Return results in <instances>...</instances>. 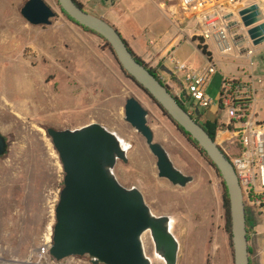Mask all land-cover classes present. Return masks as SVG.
Returning a JSON list of instances; mask_svg holds the SVG:
<instances>
[{"label": "rangeland", "instance_id": "374dc122", "mask_svg": "<svg viewBox=\"0 0 264 264\" xmlns=\"http://www.w3.org/2000/svg\"><path fill=\"white\" fill-rule=\"evenodd\" d=\"M26 1L0 0V133L9 143L7 156L0 159V264H52L49 255L38 257L37 251L52 232L64 173L45 129L73 130L89 124L105 127L130 145L127 163L117 162L114 175L123 187L138 189L154 215L175 219L177 264H233L223 182L209 162L122 72L99 35L70 21L57 0H43L55 13L51 24L31 26L20 15ZM76 1L97 17L111 6L103 0ZM129 3L154 21L163 18L155 7L176 5V0ZM207 45L222 65L249 68L248 62L231 54L227 59L218 57L212 44ZM195 58L204 59L200 53ZM252 60L256 73L264 74V44L254 46ZM215 66L218 72L206 90L212 105L198 110L205 121L225 123L226 113L219 108L220 64ZM165 69L172 76L160 71L161 77L167 82L177 80L188 94L184 75L174 65ZM131 97L147 111L154 142L165 149L175 168L192 177L186 187H174L158 177L156 159L124 120L125 101ZM262 97L264 93L258 94ZM257 114L264 123L262 101ZM246 214L250 264H264V221L248 207ZM143 247L152 264H164L154 255L149 233ZM63 263L91 264L87 256Z\"/></svg>", "mask_w": 264, "mask_h": 264}, {"label": "water", "instance_id": "95a60500", "mask_svg": "<svg viewBox=\"0 0 264 264\" xmlns=\"http://www.w3.org/2000/svg\"><path fill=\"white\" fill-rule=\"evenodd\" d=\"M103 1L113 5L115 0ZM57 2L72 21L107 42L123 73L205 153L226 189L233 264H250L246 206L228 157L202 125L184 110L173 92L136 59L113 25L86 12L76 0ZM20 15L35 27L49 26L55 17L43 0H27ZM238 16L252 45L264 44V10L254 3L241 9ZM162 71L172 76L166 69ZM147 115L134 97L126 99L124 120L144 139L156 159L158 177L174 187H186L192 182V177L175 168L165 149L154 142ZM45 134L58 154L64 173L48 253L54 261L87 256L91 264H152L142 242V236L148 232L154 255L164 264H177L179 242L172 233L170 217L154 215L141 192L136 188L123 187L114 175L117 162L127 163L126 149L116 134L99 124L73 130L47 128ZM8 151L9 143L0 133V159L6 157Z\"/></svg>", "mask_w": 264, "mask_h": 264}, {"label": "built area", "instance_id": "2783aa9c", "mask_svg": "<svg viewBox=\"0 0 264 264\" xmlns=\"http://www.w3.org/2000/svg\"><path fill=\"white\" fill-rule=\"evenodd\" d=\"M231 2L237 0H176V11L171 17L181 30L185 28V21L195 20L197 34L193 40L200 46L206 48L210 42L219 54H232L248 62L249 69H241L239 76L224 79L222 83L219 108L226 113L228 123L217 132L214 142L234 168L245 206L264 221V123L257 120L254 110L258 88L264 89V74L254 69V46L238 13L229 11ZM208 59L204 69L195 70L170 58L175 69L184 75L189 88L188 94H173L192 117L194 111L212 105L206 88L217 67ZM152 72L162 82V77ZM187 103L191 104L192 111L186 108ZM50 246L51 233L37 251L38 257L48 256ZM63 261L52 260V264H64Z\"/></svg>", "mask_w": 264, "mask_h": 264}, {"label": "crops", "instance_id": "0c3cea01", "mask_svg": "<svg viewBox=\"0 0 264 264\" xmlns=\"http://www.w3.org/2000/svg\"><path fill=\"white\" fill-rule=\"evenodd\" d=\"M129 1L130 0H120V4H110V9L105 11L102 10L103 15H101L100 17H102L105 21H107L117 29L135 57L138 58L151 71H155L160 75V71H162V69H165L166 66L174 65L170 61L171 57L175 58L179 63L190 66L192 69L202 70L207 66V63L209 61L208 58H210V60L214 64H220V74L222 81H224V79L239 76L241 74V69L244 68L228 67V65H222L220 61L215 60L213 52L209 50L208 45H206V50L210 54V56H205L201 52V50L198 48V46H200L199 42L193 40L197 34V24L195 20L191 19L185 21V28L181 30L172 19L171 16L176 11V5L168 3L160 5L161 7H155L156 10L159 11L160 15L163 16V18L150 21L149 18L139 10V8L141 7H131ZM238 1L239 0H237V2ZM245 1L246 4L244 5L237 2H231L228 5L229 11L236 14L241 9L248 7L254 3L259 5L261 10H264V0ZM127 22H132L131 28L127 27ZM212 47L218 57L227 59L228 55L223 56L219 54L213 44ZM199 53L204 59L195 58V56ZM232 57L236 59L234 55H232ZM213 76L211 77V79L213 78ZM168 83L175 93L182 95L185 94V90H183V87L177 85L179 84L177 80L174 79L172 82L169 81ZM258 89V94L264 93V89H261L260 87ZM260 101L264 102V97L258 98L257 95V102L254 105L256 114L257 104ZM257 120L260 121L258 119V114ZM227 123L228 121H226L225 123L218 122V124L221 126V129Z\"/></svg>", "mask_w": 264, "mask_h": 264}, {"label": "trees", "instance_id": "16d2710c", "mask_svg": "<svg viewBox=\"0 0 264 264\" xmlns=\"http://www.w3.org/2000/svg\"><path fill=\"white\" fill-rule=\"evenodd\" d=\"M76 3L81 7V4H79L77 1ZM67 16V15H66ZM67 18L72 21L68 16ZM74 22V21H72ZM75 23V22H74ZM78 25V24H77ZM86 29V28H85ZM88 30V29H87ZM90 31V30H89ZM92 32V31H91ZM94 33V32H93ZM105 43L107 44V42L105 41ZM107 46L110 49V46L107 44ZM198 48L201 50V52L205 55V56H210V54L207 52L205 47L202 46H198ZM130 50V48H129ZM111 51V49H110ZM131 51V50H130ZM112 53V51H111ZM139 62H141L138 58H136ZM142 63V62H141ZM143 64V63H142ZM123 72V71H122ZM152 72V71H151ZM153 73V72H152ZM125 74V73H124ZM154 74V73H153ZM126 75V74H125ZM128 76V75H127ZM134 82V81H132ZM135 83V82H134ZM136 84V83H135ZM142 91V90H141ZM146 94V93H145ZM154 103V101H152ZM155 104V103H154ZM156 105V104H155ZM160 110V109H159ZM161 111V110H160ZM162 112V111H161ZM166 117L167 115L162 112ZM168 118V117H167ZM175 125V124H174ZM202 127L205 129V131L208 133V135L214 140L215 136L217 134V132L221 129V126L218 124V122H209V121H205L203 124H201ZM176 126V125H175ZM181 133L185 136V138L205 157V159L209 162L210 166L216 171V173L218 174V176L220 177L218 171L215 169V167L212 165V163L209 161V159L206 157L205 153L200 150V148L197 146V144L190 138V136L188 134H186L181 128H179L178 126H176ZM221 179V178H220ZM224 187V193H223V208H224V212H225V222H226V232L229 236L230 239V243H231V238H230V231H231V226H230V214H229V202H228V198H227V193H226V189L225 186L223 184ZM249 221V218L246 214V228H247V222ZM248 232V231H247ZM232 248V247H231ZM249 251V250H248Z\"/></svg>", "mask_w": 264, "mask_h": 264}, {"label": "bare ground", "instance_id": "6f19581e", "mask_svg": "<svg viewBox=\"0 0 264 264\" xmlns=\"http://www.w3.org/2000/svg\"><path fill=\"white\" fill-rule=\"evenodd\" d=\"M3 62V61H2ZM46 91V90H45ZM2 100V99H1ZM32 100V99H31ZM36 100V99H35ZM60 102V101H59ZM6 103V102H5ZM2 104V103H1ZM26 104V103H25ZM29 105V103H28ZM34 105V104H33ZM37 106V105H36ZM49 107V106H48ZM28 109V108H27ZM62 109V108H61ZM123 144V147L126 149V152L128 153L129 149H130V145L128 143H126L124 140H122L121 138H119ZM159 199V198H158ZM170 220H171V230L175 228L176 226V223H175V219L173 217H170ZM179 223V222H178ZM177 227V226H176ZM175 231V230H174ZM148 232H146L143 236H142V242L144 241V237L145 235H147ZM175 236V235H174ZM176 237V236H175ZM177 238V237H176ZM150 256H151V253H150ZM156 259L157 261L161 262L162 260L160 258H158L156 256Z\"/></svg>", "mask_w": 264, "mask_h": 264}, {"label": "flooded vegetation", "instance_id": "af4514ba", "mask_svg": "<svg viewBox=\"0 0 264 264\" xmlns=\"http://www.w3.org/2000/svg\"><path fill=\"white\" fill-rule=\"evenodd\" d=\"M162 84L165 85L166 87H168V88L174 93L173 89L170 87V84H169L166 80H164L163 78H162ZM186 108H187L188 110L192 111V110H191V104H190V103H187V104H186ZM193 118H194L197 122H199L200 124H203V123L205 122V120L202 118V115L200 114V112L196 113V112L194 111V112H193Z\"/></svg>", "mask_w": 264, "mask_h": 264}]
</instances>
